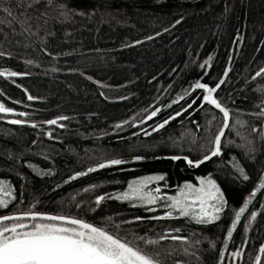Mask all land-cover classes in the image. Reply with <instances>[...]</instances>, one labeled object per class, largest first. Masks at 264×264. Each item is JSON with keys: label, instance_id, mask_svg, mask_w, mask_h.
<instances>
[{"label": "trees", "instance_id": "trees-1", "mask_svg": "<svg viewBox=\"0 0 264 264\" xmlns=\"http://www.w3.org/2000/svg\"><path fill=\"white\" fill-rule=\"evenodd\" d=\"M0 52V70L20 74L0 76V103L13 109L0 113V180L14 196L0 216L82 219L159 252L162 264H256L257 255L264 264V189L227 235L264 176V0H0ZM221 80L213 96L230 113L221 153L190 166L184 157L210 154L224 123L191 86ZM112 159L124 163L87 172ZM77 173L87 174L69 179ZM150 176H164L145 188L160 197L214 180L227 202L220 219L197 223L175 210L155 219L170 201L118 198Z\"/></svg>", "mask_w": 264, "mask_h": 264}, {"label": "snow or ice", "instance_id": "snow-or-ice-1", "mask_svg": "<svg viewBox=\"0 0 264 264\" xmlns=\"http://www.w3.org/2000/svg\"><path fill=\"white\" fill-rule=\"evenodd\" d=\"M6 11L8 10L6 9ZM8 14L11 16V11H8ZM147 39L151 40L152 37H148ZM137 43H140V41H137ZM2 55L4 53L0 52V56ZM208 63L209 61H205V64L201 65V67H205ZM17 75L20 74L15 71L7 69L0 70V76L15 77ZM225 75H227V72H225ZM262 75H264V69L256 73V76ZM223 82L221 80L215 87H210L205 83L197 81L191 86L193 89L204 90L206 94L203 96V101L220 110L223 114L224 123L219 133L215 136L213 141L214 147L210 151V154L204 155L203 159L195 162L184 157L190 166L198 167L205 161L221 153V138L224 135V130L229 127L230 113L228 109L222 107L221 103L214 98L213 94L220 88ZM28 99L32 100L34 97L29 95ZM182 99H184L183 96L179 97V100ZM177 102L178 100L173 101V103ZM188 107L191 108L192 105L190 104ZM160 110L157 108L155 111H152L151 115L147 118L151 119L155 117ZM12 112L13 109L0 103V113ZM180 114V112H177L176 116ZM260 114L264 115V111ZM19 115L24 116L26 113H19ZM64 119H67V117H59L49 120L46 123L56 125L58 120ZM171 119H175V117H169L168 120L159 124L152 131L163 128ZM9 122L12 124L24 123V121L18 119ZM124 123H127V121ZM35 126L33 125V127ZM116 127L119 128L121 125H117ZM145 134L149 135L150 133L146 132ZM137 159L140 158L137 157ZM172 159L178 160L181 157H172ZM122 163L124 162L120 159H112L105 163H99L96 167L88 168L87 172H95L97 169L120 165ZM240 171L243 173V169H240ZM86 174L77 173L69 179L74 180L77 176ZM244 178L248 179L247 176H244ZM161 180H164V176H150L138 180L134 184L129 185V192L121 194L118 198H138L148 205L155 204L157 200L162 198L170 201L166 205L169 211L165 213V216L154 217L155 219L172 217L173 210L178 211L181 217L193 218L197 223H211L220 219V213L224 211L227 202L221 189L214 180L210 178L201 179L200 187L198 188L188 184L185 186L187 191L181 189L175 196L160 197L159 195H153L151 192L145 191L149 183ZM261 189H264V176L261 177L260 183L246 199L243 206L235 212V218L227 233L228 238H231L233 230H235L241 216L248 208V204ZM155 192L159 193L160 189L156 188ZM105 198V196H98L96 203L99 204ZM12 199H14V196L11 185L7 181L0 180V208H7ZM256 215V212H252L251 220H254ZM26 218L33 223H24L23 221ZM6 221H12L13 223L10 225L5 224L4 222ZM176 231H179V229ZM168 238L172 240L182 239L179 236L160 237L161 240ZM141 239L145 245H156L158 243L156 240ZM259 251L264 253V245H261ZM231 255L234 258L239 257L241 251L237 250ZM221 260H223V254L221 255ZM255 261L256 264H262L261 256L257 255ZM0 264H162V261L159 252L149 253L140 247H134L130 242L123 241L110 234L104 228L87 223L82 219L27 211L20 214L0 216Z\"/></svg>", "mask_w": 264, "mask_h": 264}, {"label": "rangeland", "instance_id": "rangeland-1", "mask_svg": "<svg viewBox=\"0 0 264 264\" xmlns=\"http://www.w3.org/2000/svg\"><path fill=\"white\" fill-rule=\"evenodd\" d=\"M194 187H197V188L200 187V181L198 182L197 185H194ZM182 189H184L185 191H187L186 187H184V188H182ZM179 191H180V190H179ZM179 191H177L175 195H177V193H178ZM175 195H174V196H175Z\"/></svg>", "mask_w": 264, "mask_h": 264}]
</instances>
